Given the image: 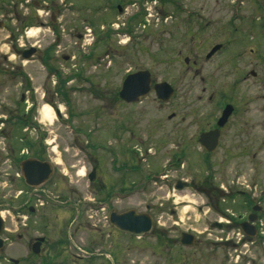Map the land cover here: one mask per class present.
I'll list each match as a JSON object with an SVG mask.
<instances>
[{"label": "rangeland", "instance_id": "1", "mask_svg": "<svg viewBox=\"0 0 264 264\" xmlns=\"http://www.w3.org/2000/svg\"><path fill=\"white\" fill-rule=\"evenodd\" d=\"M262 1L171 0L163 4L160 0H135L117 14L116 20L117 10L104 3L99 7L100 13L94 10L97 13L93 16L85 8L89 15L86 24L82 19L84 10L63 6L54 32L48 18L42 27L39 23L28 26L19 42L8 37L7 29H0V64L1 56L7 54L11 59L5 66L23 65L27 76L20 78L26 85L30 82L39 88L35 93L39 98L45 81L54 84L72 80L75 85H82L80 93L72 94L70 104L58 102L65 109L63 113L78 115L69 124L57 120L51 127L55 130L51 139L56 140L52 146L58 150L59 169L30 201L37 209L34 214L26 208L19 211L24 200L15 198L18 190L9 182L10 202L3 214L7 241L0 249V264H15L13 260L17 264H224L227 259H231V264H246L248 260L264 264V255L258 248L236 251L231 247L215 254L211 242L218 233L213 229L217 217L211 198L194 188L180 190L175 185L176 179L199 184L210 176L223 198L231 187L235 192L243 185L264 196ZM177 2L182 7L179 10ZM33 44L41 46L40 50L25 61L19 50ZM217 44H222V49L208 58V52ZM51 47L53 50L48 52ZM45 53L50 65L58 70L51 71V76L41 63ZM139 70L151 72L152 86L162 81L171 84L175 90L173 98L162 103L152 89L134 105L112 100L124 78ZM0 75L2 101L6 98L5 88L10 86L5 81L12 78ZM87 76L100 83L99 98L89 91ZM225 102L237 105L240 112L225 125L220 147L210 154L211 164H205L206 152L200 144H185L200 129L215 122ZM194 112L195 118L199 113L197 122L188 115L184 120L181 115ZM171 114L176 116L172 121L168 118ZM119 121L131 129L123 128L116 136L114 128ZM81 128L91 129L88 138L95 146H108L94 150L105 161L102 163L109 170L107 173L118 180L130 177L124 189L127 191L120 192L114 208L119 212L132 208L149 214L155 226L152 232L141 238L107 233L110 222L103 216L108 212L97 210L98 197L88 191L87 176L81 174L83 162L76 171L70 167L72 156L85 154L81 144L87 135L78 130ZM1 141L0 138V147ZM110 148L116 150V155ZM181 149H186V153L181 164L174 166L173 158ZM115 161H127L131 170L111 171ZM62 193L70 195L56 196ZM230 203L235 204L220 200L222 207ZM85 225L91 227L85 229ZM91 228L96 229L100 244L90 242L94 234ZM183 232L196 234V242L191 246L181 244ZM40 236H45L47 242L40 254H34L32 244ZM164 240L168 242L166 248L160 245ZM87 250L99 253L95 255L99 259L87 258ZM77 256H86V263L77 260Z\"/></svg>", "mask_w": 264, "mask_h": 264}, {"label": "flooded vegetation", "instance_id": "2", "mask_svg": "<svg viewBox=\"0 0 264 264\" xmlns=\"http://www.w3.org/2000/svg\"><path fill=\"white\" fill-rule=\"evenodd\" d=\"M135 0H83L82 3H77L75 0H0V29H7V32L9 31L8 37H11L12 39H17L19 42L21 37L25 32H27L26 28L30 25H38L42 27L47 22L48 19L50 21V24L53 28V32L56 31V26H58L59 21H61L60 15L62 13L63 6L66 7H74L78 9L84 10V14L82 16L83 22L86 24L87 19L89 18V15H87L86 9H89V13L91 16L95 15L98 11L100 13L99 7L104 6V3H107V5L110 8L117 10V13H114L115 20L117 17V14H122L123 11L127 9V6L130 4L135 3ZM163 2H169L171 0H160ZM65 2V3H64ZM90 6V8H89ZM262 10H264V0L259 5ZM181 7L180 2H177V9ZM57 11H55V9ZM110 8H108L110 10ZM182 8V7H181ZM97 10V11H94ZM111 11V10H110ZM114 12V11H111ZM43 13H45V16H43ZM102 13V12H101ZM48 18V19H46ZM113 23V22H112ZM15 26V27H12ZM13 29V30H12ZM36 44H33L27 48L20 49V53L23 57V54L26 50H29L31 48H35L36 51L32 55V57L40 50L41 46H35ZM221 45L222 44H217ZM24 46V45H21ZM216 46V45H215ZM214 46V47H215ZM213 47V48H214ZM212 48V49H213ZM211 49V50H212ZM220 49H218L215 53H217ZM53 47L47 49L48 52L52 51ZM210 50V51H211ZM209 51V52H210ZM208 52V53H209ZM47 53H45L46 55ZM208 55V54H207ZM215 55V54H214ZM102 55H99L98 57H101ZM3 64H0V74H3L4 76H10L12 78L11 81H5L8 82L7 84H10V86H7L4 90V93L6 95L5 100L0 101V138L2 139V146L0 147V219L3 220V229L0 232V249H4L5 243L7 241V238L4 237V232L6 230V220L3 216L6 209L9 207L10 202V195H9V182L12 183V186L14 187V190H18V193L15 194V198H19V201L21 202L24 200L23 204L20 207L21 209L19 211L23 212L25 211V208L27 209L29 214H34L36 212V207L31 204V200L35 199V195H39L37 192L40 193V191L43 189V185L48 183L50 180H52V177L56 174L57 169H59V166L57 165L58 162L56 161V154H57V148L53 147L52 144L55 143V139H51V136L54 134L55 130H53L51 127L54 125V123L58 120H61L67 124L68 122L74 121V118L76 115L75 112H66L65 109L61 108L59 103L62 101L64 104H70V101H72V94L78 93V89H82V85H75V82L72 80L70 81H56L52 84L50 81L43 82L42 86V96L39 98L35 93L39 92V88L34 87L32 84L27 83L25 84L24 80H22L20 77L27 76L24 70L23 65L18 66H12L10 64H5L11 59V57L7 54L1 56ZM31 57V58H32ZM188 58V57H187ZM189 62V60H188ZM187 62V63H188ZM48 69V75L51 76V71H58L57 69L53 68L51 65H44ZM1 76V75H0ZM20 78V80H14L15 78ZM90 87V92L96 97L99 98L101 96V92L98 90L100 89L101 85L99 82L93 81L90 76H87V80ZM124 82V80H123ZM123 82L121 87L118 89L117 93L114 92V97L112 100H120L128 105H134L136 103H127L125 102L121 96V90L123 86ZM85 88H88L85 86ZM80 93V92H79ZM141 100V99H140ZM139 100V101H140ZM72 103V102H71ZM231 105L233 107V111L230 116L228 117L226 123L222 125V127L218 126L219 118L222 115L223 109L227 105ZM49 106L51 110L53 111L55 117L54 121L52 123L45 118L44 113V107ZM194 111H196L197 107L193 108ZM221 114L219 117L216 118L215 122L206 126L205 128L200 129V132L196 134L195 136L192 135L191 140H189V144H185V146L189 147V145L192 144L193 141H197L202 150L206 152V156L204 158L205 164H211L209 162L210 154H213L218 150L222 143V135L223 130L225 128V125L229 124V120H231L232 116L234 114H237L240 112V109L237 105H234L230 102H225L221 105ZM182 116H184V120H186L187 115L188 117L191 116L192 120L197 122L199 113L197 117L194 113H182ZM81 117H83L81 115ZM175 114H171L168 118L170 121H172L175 118ZM190 119V120H191ZM91 124V123H89ZM93 124V123H92ZM181 123L178 122L177 126H179ZM68 126V125H67ZM131 129L130 125H123L122 122L116 123V126L114 128V135L118 136L121 134V130L123 128ZM215 129L220 130L219 135V144L216 146L217 148L214 151L207 150L200 142V136L203 133H206ZM80 132L85 133L87 138L85 139V142L81 144V147L85 151L84 156L82 157H74L72 156V161H70V167L73 169L72 171H76V168L79 167L80 163L83 162L84 164V170L87 179H88V191L91 192V194L94 195V197H98L97 203V210H104L102 212H108V215H104L103 217H107L110 224L108 225L107 233L111 234L116 233L118 235H125L129 238H141L137 236H132L130 233L120 231L114 224H111V213L116 212L118 214H121L123 212L134 210L132 208L125 209V210H117L114 208L113 203H115L117 200L116 198L119 197L122 193L120 192H126V187L129 184V178L127 176H123L119 180L111 177L107 171V168L104 166L105 162L103 159L97 157V154L94 153L95 148H102L105 149L106 145L104 144H95L90 141L89 132L91 129L81 128L78 129ZM113 130V128H112ZM33 132H35V136H33ZM89 137V138H88ZM196 137V140L193 138ZM79 142V141H78ZM184 146V144H181ZM111 151H116L110 148ZM133 151V150H132ZM118 153L121 151H117ZM186 149L180 150L175 154V158H173L172 165L178 166L181 164L182 157L185 155ZM116 155V152H115ZM115 158V157H113ZM128 158V157H125ZM114 160V159H113ZM34 162H40V163H47L49 165V168L51 170L50 175H48V179L37 186H32L27 183V171L29 166ZM129 163L125 161L123 164H119L118 162H113L111 165V171L121 173L120 171H127L131 170V167L128 165ZM61 169V168H60ZM65 174H68V171H66ZM66 178L63 177L62 180H65ZM177 189H184V188H194L197 191H199V194L207 195L210 199V203L213 205L214 208L213 212L215 213V220L213 221L214 224V230L218 233L212 239L211 242L212 250L215 251V254L218 253L219 249H227L233 247L236 251H238L237 248H258L260 249V254L264 255V196L263 195H257L254 191L250 192L245 187V185L242 186V188L236 189L234 192L232 187L227 191V194H225V197L223 198V193H220V190L217 188L210 176L206 178L204 181L200 182L199 184H195L194 182H191V180L188 179H176L175 182ZM181 186V188H179ZM12 187V188H13ZM244 187V188H243ZM216 192V193H215ZM29 194L28 198H26V195ZM66 193L57 194V197H64ZM218 195V196H216ZM223 199L225 201L230 200L231 202H235V204L230 203L228 207H222L220 205V200ZM96 200V199H94ZM99 203V204H98ZM136 211V210H135ZM137 212V211H136ZM75 221V220H74ZM153 221V220H152ZM86 228L91 225H85ZM93 226V225H92ZM153 228H155L154 225H152V231ZM156 228H158L156 226ZM93 229V228H91ZM162 229V228H158ZM94 234H92V237L90 239V242L92 244H100V238L98 237V234L95 232L96 229H93ZM151 231V232H152ZM235 234H238V236H235ZM196 235V234H195ZM241 236V237H240ZM38 237L35 238L34 242L36 241ZM45 238V237H44ZM182 238V237H181ZM197 238V236H196ZM33 242V243H34ZM47 242V239L42 242L41 247L43 244ZM181 242V239H180ZM182 244V243H181ZM160 245L164 248L168 247V242L165 240L160 243ZM40 247V248H41ZM42 250V248H41ZM228 250V249H227ZM242 252V251H241ZM86 254L89 255L87 258H90L93 256L92 260L99 259L95 255H99V253H94L90 250L86 251ZM78 257V256H77ZM80 262L85 260L86 263V256L85 257H78L76 258ZM218 259V256L215 255V260ZM55 260V259H51ZM75 260V259H74ZM225 260V259H224ZM231 259L225 260L224 264H231ZM76 261V260H75ZM246 264H256L255 261H247Z\"/></svg>", "mask_w": 264, "mask_h": 264}, {"label": "water", "instance_id": "3", "mask_svg": "<svg viewBox=\"0 0 264 264\" xmlns=\"http://www.w3.org/2000/svg\"><path fill=\"white\" fill-rule=\"evenodd\" d=\"M221 48V45H216L207 55L210 58L215 52ZM35 48L26 50L23 54V57L28 59L34 52ZM189 58H186L185 61L188 62ZM255 75V73H253ZM151 72L149 70H139L127 75L124 78L123 86L120 93L121 98L127 103H137L143 96L148 95L152 89V78ZM156 92V98L161 102H169L174 96V88L166 81L158 82L154 86ZM233 111L231 105H227L221 117L218 121V126L222 127ZM219 135L220 130L215 129L212 131L203 133L200 137V142L207 150L214 151L219 144ZM50 168L47 163L34 162L32 163L27 171L25 177H27V183L32 186H37L44 183L50 175ZM181 188V186H179ZM111 224H114L120 231L130 233L131 235L141 237L144 234L152 231V218L149 214L146 213H137L135 210L123 212L118 214L116 212L111 213ZM1 218V217H0ZM3 229V220L0 219V232ZM45 240L44 237H39L32 245V251L34 254H39L41 252L42 242ZM181 241L187 246L193 245L196 242V237L192 233L184 232L182 234ZM1 247V246H0ZM15 264L18 263L17 260H13Z\"/></svg>", "mask_w": 264, "mask_h": 264}, {"label": "bare ground", "instance_id": "4", "mask_svg": "<svg viewBox=\"0 0 264 264\" xmlns=\"http://www.w3.org/2000/svg\"><path fill=\"white\" fill-rule=\"evenodd\" d=\"M43 114L45 115V118H47V120H49L50 123H52L54 121L55 115L49 106L46 105L44 107V113ZM83 173H85L84 170L82 171L81 174H83Z\"/></svg>", "mask_w": 264, "mask_h": 264}, {"label": "trees", "instance_id": "5", "mask_svg": "<svg viewBox=\"0 0 264 264\" xmlns=\"http://www.w3.org/2000/svg\"><path fill=\"white\" fill-rule=\"evenodd\" d=\"M48 56L49 55L46 54V56L43 57V59H42V61L44 62V64L47 65V66L50 65V62H49L50 60H49V57Z\"/></svg>", "mask_w": 264, "mask_h": 264}]
</instances>
